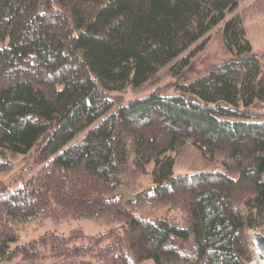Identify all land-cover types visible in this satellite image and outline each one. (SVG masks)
<instances>
[{
    "label": "trees",
    "instance_id": "obj_1",
    "mask_svg": "<svg viewBox=\"0 0 264 264\" xmlns=\"http://www.w3.org/2000/svg\"><path fill=\"white\" fill-rule=\"evenodd\" d=\"M239 1L0 0V173L32 148L41 158L58 150L116 93L201 39L202 48L212 30L230 54L179 95L156 90L122 105L5 198L0 264L252 262L247 230L264 234V53L246 22L264 0L225 20ZM193 150L222 169L174 175ZM121 186L137 199L125 202ZM67 217L114 226L20 243L18 226Z\"/></svg>",
    "mask_w": 264,
    "mask_h": 264
},
{
    "label": "rangeland",
    "instance_id": "obj_2",
    "mask_svg": "<svg viewBox=\"0 0 264 264\" xmlns=\"http://www.w3.org/2000/svg\"><path fill=\"white\" fill-rule=\"evenodd\" d=\"M255 0H240L238 7L228 13L225 20L239 13L242 9L252 4ZM225 22V21H224ZM247 37L256 53H264V13L258 15L246 22ZM217 28L212 30L209 41L202 48L198 45L203 39L193 45L188 51L180 54L173 61L168 63L162 69L148 77L144 82L137 86H129L124 91L116 93V103L96 118L92 123L82 129L78 134L64 143L58 150L45 156L38 157L35 148L30 149L26 153L18 154L13 158L12 170L0 173V203L11 193L26 184L37 173L48 166L58 156L65 152L73 144L81 140L85 135L94 130L99 124L106 120L110 115L115 113L122 105L135 98H144L153 91H160L162 96H176L180 94L181 86L189 84L202 76L208 74L214 67L219 66L230 59V54L226 52L224 43L221 40ZM188 57V63L178 71V62ZM259 112H264V106L257 108ZM236 120L235 118H230ZM220 165H206L200 156V152L193 150L190 154L182 156L178 159L174 168V175H184L200 170L215 171L221 170ZM134 193V190L133 192ZM184 212L174 211L172 217L184 221ZM114 225H110L104 221H96L86 218H59L36 220L26 225L17 227L21 235L20 243L40 237L47 232H58L67 234L72 230H82L86 236H95ZM250 237V230H247ZM251 239V238H250ZM251 245V241H250ZM252 250V248H251ZM82 258L77 259V261ZM51 262L53 260H50ZM49 261V262H50ZM65 259L58 260L63 263ZM99 264L96 260H93ZM250 264H258L252 250V262Z\"/></svg>",
    "mask_w": 264,
    "mask_h": 264
},
{
    "label": "bare ground",
    "instance_id": "obj_3",
    "mask_svg": "<svg viewBox=\"0 0 264 264\" xmlns=\"http://www.w3.org/2000/svg\"><path fill=\"white\" fill-rule=\"evenodd\" d=\"M250 238L255 261L264 264V241L258 237V232L255 230H250Z\"/></svg>",
    "mask_w": 264,
    "mask_h": 264
},
{
    "label": "water",
    "instance_id": "obj_4",
    "mask_svg": "<svg viewBox=\"0 0 264 264\" xmlns=\"http://www.w3.org/2000/svg\"><path fill=\"white\" fill-rule=\"evenodd\" d=\"M119 194L123 197V200L125 202H131V201H135L137 199V195L129 192L124 186H121L119 188ZM258 232V237L264 241V234L261 231H257Z\"/></svg>",
    "mask_w": 264,
    "mask_h": 264
}]
</instances>
